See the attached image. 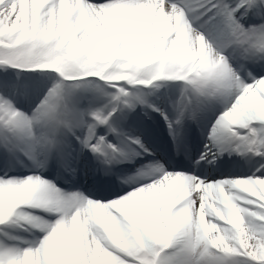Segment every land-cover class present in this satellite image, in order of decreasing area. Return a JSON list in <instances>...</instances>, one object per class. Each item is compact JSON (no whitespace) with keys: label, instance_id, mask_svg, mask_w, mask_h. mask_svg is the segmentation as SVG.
I'll use <instances>...</instances> for the list:
<instances>
[{"label":"bare ground","instance_id":"obj_1","mask_svg":"<svg viewBox=\"0 0 264 264\" xmlns=\"http://www.w3.org/2000/svg\"><path fill=\"white\" fill-rule=\"evenodd\" d=\"M53 1L14 0L13 3H9L7 0H0V29L9 28L11 35H17L18 31L25 29L28 31L29 38L33 39L36 30L33 31L35 28L32 26L38 22L39 18L46 17L43 33L50 34V40L51 38L52 41L59 39L67 33L72 43L75 41L90 43L98 54L112 60V57L117 54L114 43L120 40V32L96 29L87 31L89 23L82 13L84 9L96 13L98 8L90 7L84 0H64L59 2L54 11H50L49 5ZM218 1L213 0L208 5L211 13L206 23L209 28L203 29L199 28L200 15L197 14V11L203 7L198 4L199 7L194 8L195 4L192 3L186 11L189 24L184 23L183 32H178L175 28V25L181 24L178 20V12H174L164 0H145V3L137 2L134 6H128L134 8V14L136 13L137 16L134 24L144 25L148 29L147 35L153 37L150 45L147 43L149 41L143 44L146 50L136 54L134 60L139 63L135 64L149 65L156 69L164 61L163 54L167 49L175 46L176 53L179 52L182 60L180 71H202V67L210 72L213 68L218 70L222 66V60L213 51L214 48H218L220 37L213 14L216 10L214 4ZM129 4L132 3L125 5ZM120 7L117 5L116 9L120 11ZM132 20L133 18L129 19V21ZM27 25L29 28L26 27ZM84 27L87 29H83ZM163 41L167 43V49L160 45ZM225 53H227L226 49H221V54ZM120 54L126 53L120 52ZM133 64L134 62H131L129 66L132 67ZM222 80L230 86L235 85L234 72L230 68L225 69L224 73L219 75L218 81ZM257 84H259L258 89L264 93V80H260ZM199 86L201 88L198 94L201 96V91L205 87L202 84ZM140 100L146 101L147 104H153L154 101L152 97L145 100L140 98ZM203 104L208 106L206 103ZM234 104L235 102L232 103L230 115L226 118V123L229 125L227 130L229 132L235 130L233 120L238 117V114H244L248 120L245 124L252 123L260 131L264 121L259 117L258 112L261 110L264 114V99L259 100L250 96L242 98L235 106ZM108 107V104L103 106L104 109ZM15 126L20 127L17 122ZM223 135L224 133L218 137L220 142L227 140V137ZM229 143L232 144V141L229 140ZM241 145L244 153L251 148L250 146L245 149L246 146L243 143ZM254 154H257V151L254 150ZM250 175L259 182L252 185L244 183L245 185L232 186L225 191L226 194L223 191L213 193V190L208 195L210 198L205 199L199 195L205 186L197 185L195 181L161 180L158 186L136 193L132 200L127 199L132 201L131 203H125V201L119 203L118 214L114 218L92 209L84 211L80 209L73 217H65V223L60 228H55L51 237L48 240L45 239L41 248L45 243L51 244L52 251L48 255L51 254L54 264H61L60 257L65 253L82 255L81 263L83 264H116L113 256H119L120 248L113 243V240L123 238L127 245L136 247V251L139 252L138 255L134 252L129 253V259L135 262L134 260L138 261L139 256L144 253L142 251H146V247L155 244L161 248H174L183 238V234L192 232L194 241L208 240L210 246L215 249L216 255L226 256L233 252L231 244L234 247L238 246L235 249L236 252L254 257L264 249L263 232L260 231L257 238L253 232L256 226L260 227L264 223V174L261 170L258 173L254 170ZM25 183L27 182H19L11 189L0 188L2 190L0 205L5 202L11 203L9 209L0 214L3 215L0 222L20 214L19 209L26 206L24 203L21 204L19 200L21 196L34 194L35 186L30 187ZM213 187L214 185H211V188ZM212 199H215L217 204H213ZM56 208L61 211V208ZM245 211L250 212L247 218L244 216ZM249 217L250 219L253 217L250 222H248ZM92 222L99 226L96 230ZM61 228L65 230L64 233ZM194 232L199 235H194ZM154 249L156 250V247ZM41 260H44L43 256L41 259L35 250H31L28 255L23 256L21 263L41 264ZM9 264H15V262L12 260ZM64 264H73V261H65Z\"/></svg>","mask_w":264,"mask_h":264},{"label":"rangeland","instance_id":"obj_2","mask_svg":"<svg viewBox=\"0 0 264 264\" xmlns=\"http://www.w3.org/2000/svg\"><path fill=\"white\" fill-rule=\"evenodd\" d=\"M9 3H13L14 0H7ZM60 1L63 0H54L50 7V11H54L55 8L58 7V4ZM145 3V1H141ZM262 4L264 6V0L262 1ZM134 6L135 4H129L125 6L120 7V11L116 9V6L114 5L112 8L107 9V10H97L96 13L91 12L90 10H83V16L86 18V20L89 23V28L84 27L83 29H87V31H90V29H96L98 31H112L116 30L120 32V40L114 44L116 46L114 47L117 49V54L112 57V60H108L109 58H105L103 55L98 54L96 49H93L90 43H72L71 38L69 35L66 33L64 34L61 38L56 39L52 41V38L50 40V34L44 35L43 33V25L46 23V17L43 19L38 20L32 27L35 28L33 29L36 30L35 33V38L30 39L28 36V31L27 30H20L18 31L17 35H11L10 31L8 30L9 28H3L0 29V43L6 42L7 44L14 45V44H19V50L16 52L14 58L21 57V59L28 61L30 57H33V54L39 50L36 46H43L44 50H48L49 53L54 55V57L48 58V62H50V66L56 67V69H67L69 67H77L79 68L78 70H81L79 74L76 76L72 75V78L80 77L82 76V71L85 72V76L87 78L82 77V82L79 84L81 85V90L82 94L89 92L90 95L87 96V99L91 100L92 98H95V101L97 103H100L99 100H104V99H109L110 101H115L118 102V99L121 96H124L128 93H130V88L133 85L139 84L142 81H137L135 78L137 77L136 75L139 72L142 71H148V70H155L158 72L152 71V78L153 80L149 81L151 83H147V87H154L158 86L155 82L159 77L166 76V72L162 73L163 70H167L168 68H171L173 72L178 71L179 73H182L183 71H180V62L181 57L178 54L179 52H175V49L177 47L175 46H170L167 49V43L163 41L160 45L164 46L167 51L163 54L164 61L161 62L160 66L157 67L156 69L153 66H145L144 64H139L136 65L135 63H139L134 60V57L136 56L137 53L142 52V50H146L143 44L150 45L151 39L153 40L152 35H147L148 29L145 28L144 25H136L134 24V20L136 19V13L134 14L135 10L133 7H128V6ZM144 5V4H143ZM91 7V6H90ZM128 11H125L127 10ZM262 11V14H260ZM152 13V11H151ZM254 13L260 14L261 18L263 19L264 16V10L262 7L259 9H256ZM254 14L251 15V17L254 18ZM133 18L132 21H129V19ZM27 28L28 25L26 26ZM37 28V29H36ZM151 28V26H150ZM174 28V27H173ZM175 28L177 29L178 32H183L184 27L183 24L180 25H175ZM15 36V37H14ZM149 41V42H147ZM147 42V43H146ZM14 45V47L16 46ZM17 47V46H16ZM42 49V47L40 48ZM156 51V50H155ZM154 51V52H155ZM119 52V53H118ZM120 52H124L126 54L121 55ZM64 54V56H62ZM60 56V59H57L56 56ZM139 58H141L140 55H137ZM11 62V61H7ZM47 62V63H48ZM134 64L129 66L130 63ZM66 63L70 64L69 67L63 66L66 65ZM49 64V63H48ZM165 65V66H163ZM203 65V64H202ZM59 67V68H57ZM130 67V68H129ZM3 68V67H2ZM43 67H38L37 69H31L32 72H39ZM128 68V69H127ZM226 64H222L218 70H215L214 68L211 70V74L213 75V78H216L219 80V75L223 74L225 69H227ZM158 69V70H157ZM204 70V68H202ZM100 73L102 76H99L94 73ZM47 74H43L41 78H39L42 88L44 90V97H49L50 101L56 102L57 97L55 95L56 90H50V88L53 87L54 83L55 87L59 85V78L63 76L60 72H55L57 76H53L52 74H49L50 71H46ZM52 72V71H51ZM90 75L91 78L88 76ZM186 78L189 80L191 78L198 79L200 76H203L205 78V81H208L210 78L209 75L202 74L198 71H194L193 73H187L184 74ZM184 75L179 76L183 77ZM14 79L15 80H20L21 81V76L19 74H14ZM85 78V79H83ZM150 79V78H149ZM137 81V83L135 82ZM66 87L68 88L69 91V97H74L78 98L77 95L74 94L73 92V81H66ZM228 85V83H227ZM3 83L2 79L0 78V123L6 122V124L11 125L14 121L20 120L21 119V113L18 112L19 109H16V107L10 102V100H7V95L5 96L4 89L2 88ZM229 86V85H228ZM231 86H229L230 88ZM13 91V88H11ZM52 92V93H51ZM256 92V89L254 90ZM251 93V92H250ZM248 93V94H250ZM131 94V93H130ZM222 95H225L224 93H221ZM259 95V92L256 93V96ZM72 97V98H73ZM259 97V96H258ZM16 98L18 99V94L16 95ZM98 98V99H97ZM263 99V98H262ZM23 102H26V99L24 98L22 100ZM39 105V104H38ZM225 108H226V102L224 103ZM33 107L31 109V113L35 112L36 109ZM38 111V110H37ZM36 111V112H37ZM35 112V113H36ZM263 117L264 114L260 110L259 112ZM25 124L27 126V132L26 136L27 138H30V140L33 139L31 137L30 129H29V121L32 123L30 120V114L27 115L25 113ZM107 119V118H106ZM105 119V120H106ZM264 119V118H263ZM26 184V183H25ZM27 186L32 187L33 185L35 186L34 194L33 195H25V197L21 196L20 197V202L21 204L24 203L26 206L22 210L21 216H15L13 220L9 223H6L4 225L0 226V262L2 264L4 263H11L13 260L15 264H22V258L26 254L28 255L29 252H24L22 251V247L18 246L15 251L5 249L7 247H2L1 242H3V238H9L13 239L14 232H21V229L24 228V224L20 222V219H27L28 214L26 212V209H29L30 207H34L35 205L42 204L43 206H50L52 205L51 198L45 194L40 188V185L38 183H33L29 181ZM15 184L12 182L9 184L7 187L14 188ZM2 191V190H0ZM30 193V192H29ZM1 202V201H0ZM3 202V201H2ZM11 203L8 204V202H5L4 204L0 205V214H2L3 211L8 210L10 207ZM22 208V207H21ZM3 217V215H0V219ZM69 217V216H68ZM65 223V220H64ZM140 226V224H139ZM7 229V230H6ZM62 229V228H61ZM255 233L254 236L256 238L258 237V233L260 231L263 232L264 234V224L262 226H257L256 229H254ZM62 232L64 233L65 230L62 229ZM184 235V234H183ZM186 235V233H185ZM113 243L117 244L120 247L124 248H131V246L127 245L122 241L120 238H115L113 240ZM144 245V243H142ZM145 246V245H144ZM180 246V247H179ZM177 247H174L172 250H168V252H163L164 256L161 258V263L160 264H183L184 258L186 255V258L190 257L192 252H191V247L192 244L188 237H185L183 240V243ZM143 247V246H142ZM17 251V252H16ZM52 251L51 244H45V246L42 249H39L37 253H39V257L43 256V261L41 260V264H54L53 260L51 259V254L50 256L48 253ZM183 252V254H182ZM178 254H181V258L177 259ZM259 255H264V249L260 251ZM17 257V259H16ZM212 255H208V257L203 258V262L201 264H208V262H212ZM185 258V259H186ZM82 255L78 254L75 256L73 253L71 255H68L67 253L64 254L63 259L61 260L60 258V263L64 264L65 261H73V264H83L81 263ZM264 259V258H263ZM178 260V263H177ZM213 260H216V257H213ZM254 264V263H250Z\"/></svg>","mask_w":264,"mask_h":264}]
</instances>
